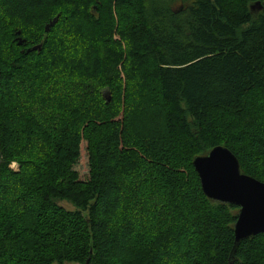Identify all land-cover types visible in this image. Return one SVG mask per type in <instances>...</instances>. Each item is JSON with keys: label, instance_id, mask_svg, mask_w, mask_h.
I'll list each match as a JSON object with an SVG mask.
<instances>
[{"label": "trees", "instance_id": "1", "mask_svg": "<svg viewBox=\"0 0 264 264\" xmlns=\"http://www.w3.org/2000/svg\"><path fill=\"white\" fill-rule=\"evenodd\" d=\"M220 145L264 182V0H0V264H229Z\"/></svg>", "mask_w": 264, "mask_h": 264}, {"label": "water", "instance_id": "2", "mask_svg": "<svg viewBox=\"0 0 264 264\" xmlns=\"http://www.w3.org/2000/svg\"><path fill=\"white\" fill-rule=\"evenodd\" d=\"M261 5L258 6L261 9ZM58 17L46 26V31L56 24ZM23 41L19 40L21 44ZM42 44L33 49H41ZM107 98V103L110 101ZM204 194L219 203L240 207L234 225L235 243L229 264H233L241 241L264 233V182L241 171L236 155L225 146H216L205 155L194 158Z\"/></svg>", "mask_w": 264, "mask_h": 264}, {"label": "rangeland", "instance_id": "3", "mask_svg": "<svg viewBox=\"0 0 264 264\" xmlns=\"http://www.w3.org/2000/svg\"><path fill=\"white\" fill-rule=\"evenodd\" d=\"M59 18V17H58ZM58 22V21H57ZM56 22V23H57ZM54 26V25H53ZM52 26V27H53ZM51 27V28H52ZM47 32V31H46ZM49 32V31H48ZM47 32V33H48ZM128 70H133V68L131 67V66H128V68H127ZM136 74V72H132V75L134 76ZM134 78V77H133ZM30 96H34V95H30ZM108 113V111H103V113L102 114H107ZM121 139V137L119 138V140ZM82 141V144H83V146L86 148V142H85V140H83V138L81 139ZM119 140H118V142H119ZM79 163L81 164V167L83 168V166L85 167V170L86 169H89L88 168V158H87V155H85V152L82 150V156H81V158H80V161H79ZM11 167L14 169V170H16V171H19L20 170V165L17 163V162H14V163H12L11 164ZM84 169V168H83ZM86 172L88 173V171L86 170ZM60 205H62V206H64L66 209H69V210H73L75 207H74V205L72 204V203H70L69 201H66V200H63V201H60ZM55 264H58V263H55ZM63 264H79V263H76V262H65V263H63Z\"/></svg>", "mask_w": 264, "mask_h": 264}]
</instances>
